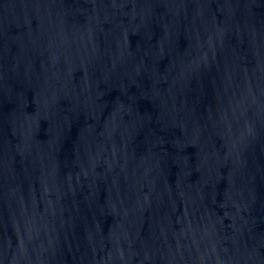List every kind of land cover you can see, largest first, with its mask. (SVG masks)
Instances as JSON below:
<instances>
[{"label": "water", "instance_id": "water-1", "mask_svg": "<svg viewBox=\"0 0 264 264\" xmlns=\"http://www.w3.org/2000/svg\"><path fill=\"white\" fill-rule=\"evenodd\" d=\"M0 264H264V0H0Z\"/></svg>", "mask_w": 264, "mask_h": 264}]
</instances>
